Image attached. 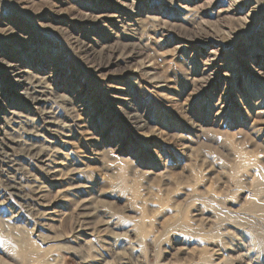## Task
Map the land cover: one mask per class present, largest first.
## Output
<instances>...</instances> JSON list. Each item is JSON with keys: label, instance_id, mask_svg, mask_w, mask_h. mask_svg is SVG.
<instances>
[{"label": "rangeland", "instance_id": "obj_1", "mask_svg": "<svg viewBox=\"0 0 264 264\" xmlns=\"http://www.w3.org/2000/svg\"><path fill=\"white\" fill-rule=\"evenodd\" d=\"M0 98V264H264V0H0Z\"/></svg>", "mask_w": 264, "mask_h": 264}, {"label": "bare ground", "instance_id": "obj_2", "mask_svg": "<svg viewBox=\"0 0 264 264\" xmlns=\"http://www.w3.org/2000/svg\"><path fill=\"white\" fill-rule=\"evenodd\" d=\"M7 69L9 71V73L11 74V76L15 79V82H17V84H16L17 87L20 88L19 95H21V97H23L24 100H26V102L29 103V106H31L33 109H35V110L43 109V111H41V119L42 118L44 120L52 119L53 112L51 109L52 104L50 103L51 99L48 98L47 95L46 96L37 95L36 94L37 91L32 87L35 84H41V85H44V84L40 83V82H36V81L27 80L25 78V76L23 75L21 69H19L15 64L7 65ZM1 96H3V95H1ZM2 106H7V103L5 104L4 99L0 98V112H2ZM6 112H7V114L5 116L0 117V121H4L5 126H8L14 120L17 122V124H24L26 122V120H28L26 118V116H24L22 113H19L16 109H14V110L7 109V111H5L4 113H6ZM0 114H2V113H0ZM133 119H134V117H133ZM142 119H143V117H142ZM48 124L50 125L52 123L50 121H48ZM145 124L136 123V121H135L134 125L136 126V129L138 130V129L147 128ZM48 127H46V128H48ZM7 140H9V138L7 137V134L4 132V127H3L0 131V145L3 146V143H4L5 147L3 146L4 148H0V153L6 157L13 155L15 152L14 149L7 143ZM23 145H24V150L26 151V153H24V155L27 154L28 157H32L33 159H35L34 157H37L38 158L37 160L40 161L41 163H44L48 160V159H46V154L43 153V151L45 152V150H46L45 146H38V144L32 143V142H27ZM53 157H55V159H57L56 158L57 154L55 153V156H53ZM63 160H64V157H63ZM55 161L57 162V160H55ZM11 181L13 182V185L10 184ZM34 187L37 189L35 191V193H37V195H36L37 200L38 199L42 200V204H45L46 203V201H45L46 192L43 191L42 188H39L40 186L34 185ZM20 188H22L21 185L16 182L14 177L6 179V181L0 180V205L9 206V203H11L10 207L12 208L15 205V203H12V201L13 202H14V200L16 201L15 198H16V196H18L17 191L20 190ZM24 197H25V199H27L28 198L27 194H25ZM36 203L39 204L38 202H36ZM90 210H91V208H89V206L85 203V201L80 202L76 206V208L74 209V212H73V215H74L73 225H74V227H73L72 231H76V233H78V231H82V230H84L85 227L88 226V224L90 223L89 222L90 217L86 213H88ZM95 210H96V208L94 209V211ZM104 225L111 226L112 221H108ZM26 227L27 228L33 227L32 234L29 235L30 239H29L28 247H34V248H37L39 251H42L43 250L42 245H44V244H42V243L40 244L38 239L34 238V234L39 228L38 225L35 224L33 226L31 223H29L28 225H26ZM38 231H40V230H38ZM75 236L76 235H74V237ZM36 237H38V236H36ZM81 239H82V237H81ZM86 245L89 246V249L94 248L93 242H91V241H86ZM25 250L26 249H23L21 251V253L24 254L23 251H25ZM100 257L102 258L103 256H100ZM37 264H39V262H37ZM86 264H90V263L87 262Z\"/></svg>", "mask_w": 264, "mask_h": 264}]
</instances>
